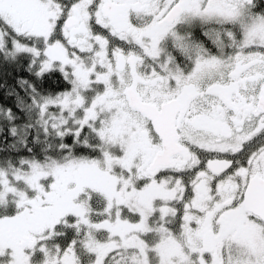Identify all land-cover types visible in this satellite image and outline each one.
Listing matches in <instances>:
<instances>
[{
    "label": "snow or ice",
    "instance_id": "6c2138e0",
    "mask_svg": "<svg viewBox=\"0 0 264 264\" xmlns=\"http://www.w3.org/2000/svg\"><path fill=\"white\" fill-rule=\"evenodd\" d=\"M0 264H264V0H0Z\"/></svg>",
    "mask_w": 264,
    "mask_h": 264
},
{
    "label": "trees",
    "instance_id": "16d2710c",
    "mask_svg": "<svg viewBox=\"0 0 264 264\" xmlns=\"http://www.w3.org/2000/svg\"><path fill=\"white\" fill-rule=\"evenodd\" d=\"M0 104H7L11 106L12 100L10 98L4 97L2 94H0Z\"/></svg>",
    "mask_w": 264,
    "mask_h": 264
}]
</instances>
